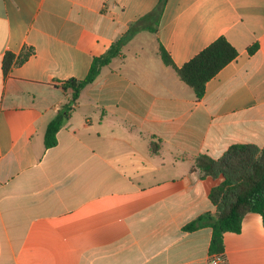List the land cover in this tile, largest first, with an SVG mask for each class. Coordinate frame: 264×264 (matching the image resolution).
Segmentation results:
<instances>
[{
	"label": "crops",
	"instance_id": "0c3cea01",
	"mask_svg": "<svg viewBox=\"0 0 264 264\" xmlns=\"http://www.w3.org/2000/svg\"><path fill=\"white\" fill-rule=\"evenodd\" d=\"M219 37L237 56L196 100L160 48L181 67ZM120 41L46 148L61 83ZM234 144L264 146V0H0V264H207L210 227H183L219 180L194 163ZM223 244L264 264L261 216Z\"/></svg>",
	"mask_w": 264,
	"mask_h": 264
},
{
	"label": "trees",
	"instance_id": "16d2710c",
	"mask_svg": "<svg viewBox=\"0 0 264 264\" xmlns=\"http://www.w3.org/2000/svg\"><path fill=\"white\" fill-rule=\"evenodd\" d=\"M122 41L113 45L105 55L95 58L83 79H69L61 83L64 91H70V97L64 109L46 127L43 139L46 148L56 144V134L69 118L81 91L93 83L100 70L118 54ZM255 49V46L250 48L249 53H253ZM32 54L33 49L26 47L16 57L6 53L2 62L3 73L7 74L11 67L24 64ZM160 54L163 63L172 67L180 80L191 88L195 99L200 100L205 94L206 83L236 58L237 51L224 37H219L181 67L172 63L169 54L162 47ZM157 148L159 142L152 141L151 151L156 153ZM194 169L199 171L202 179L210 177L219 180L208 195L215 211L200 215L185 225L183 230L192 232L204 226L210 227L209 254H222L224 234L238 233L245 215L259 214L264 224V146L234 144L218 159L197 157Z\"/></svg>",
	"mask_w": 264,
	"mask_h": 264
},
{
	"label": "built area",
	"instance_id": "2783aa9c",
	"mask_svg": "<svg viewBox=\"0 0 264 264\" xmlns=\"http://www.w3.org/2000/svg\"><path fill=\"white\" fill-rule=\"evenodd\" d=\"M207 264H223V254H211Z\"/></svg>",
	"mask_w": 264,
	"mask_h": 264
}]
</instances>
